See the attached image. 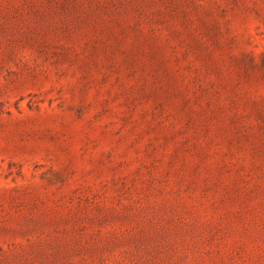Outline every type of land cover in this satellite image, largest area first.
Instances as JSON below:
<instances>
[{"label":"rangeland","instance_id":"374dc122","mask_svg":"<svg viewBox=\"0 0 264 264\" xmlns=\"http://www.w3.org/2000/svg\"><path fill=\"white\" fill-rule=\"evenodd\" d=\"M0 264H264V0H0Z\"/></svg>","mask_w":264,"mask_h":264}]
</instances>
